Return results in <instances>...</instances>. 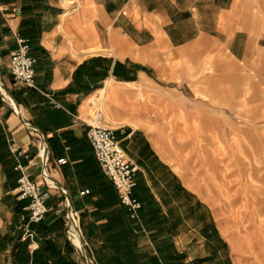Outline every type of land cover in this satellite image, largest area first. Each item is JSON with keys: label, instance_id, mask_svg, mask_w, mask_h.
<instances>
[{"label": "crops", "instance_id": "crops-1", "mask_svg": "<svg viewBox=\"0 0 264 264\" xmlns=\"http://www.w3.org/2000/svg\"><path fill=\"white\" fill-rule=\"evenodd\" d=\"M0 7L2 50L9 54L20 35L37 58L36 87L16 81L9 62L1 77L0 198L7 208L0 229L7 217L22 226L17 255L26 264L68 259L67 242L54 237L59 210L68 212L59 189H51L43 220L22 219L29 199L18 196L16 166L21 161L40 183L43 168L22 112L43 132L52 180L67 189L85 220L86 244L98 254L134 245L153 246L152 256H237L199 149L236 129L227 122L243 114V70L264 68V0H0ZM100 97L137 166L143 226L120 202L92 146L86 121ZM196 243L208 253L197 254ZM46 245L44 257L35 256Z\"/></svg>", "mask_w": 264, "mask_h": 264}, {"label": "rangeland", "instance_id": "rangeland-1", "mask_svg": "<svg viewBox=\"0 0 264 264\" xmlns=\"http://www.w3.org/2000/svg\"><path fill=\"white\" fill-rule=\"evenodd\" d=\"M5 41L1 36L0 74L3 80L10 56V53L2 50L1 45ZM256 79L258 84L254 83ZM242 80L243 114L227 122L235 125L236 129L226 133L224 142L219 141L211 146L207 144L209 147L199 149V154H204V159L208 160L204 166L206 172L217 181V186L214 184L218 191L216 195H219L216 214L232 242L230 250H235L237 256H152L155 250L153 246L138 250L134 245L112 246L116 253L107 255L98 254L95 246L86 244L91 254V264H264V68L243 70ZM226 103L231 106L229 101ZM198 155L196 153V161L199 160ZM6 208L4 200L0 198V210ZM75 211L85 240V220L78 210ZM59 212L61 215L53 222L57 223L54 237L67 242L65 256L68 259L63 264H89L84 251L78 249L69 237L65 207ZM5 219L4 227L0 229V264H26L23 256L17 255L14 250L18 242H22V226L15 224L14 219L11 222L10 218ZM51 246L52 242L49 244L50 253L53 251ZM49 247L35 248V256L43 258ZM195 248L197 254L209 251L202 243H196ZM102 252H105V248ZM72 260L74 263H71Z\"/></svg>", "mask_w": 264, "mask_h": 264}, {"label": "built area", "instance_id": "built-area-1", "mask_svg": "<svg viewBox=\"0 0 264 264\" xmlns=\"http://www.w3.org/2000/svg\"><path fill=\"white\" fill-rule=\"evenodd\" d=\"M16 41L18 44L17 47L10 51L9 70L16 81L36 87L35 66L37 58L30 53V44L26 38L17 35ZM53 101L57 104L55 100ZM86 122L89 126V137L95 154L105 173L117 188L120 201L126 206L130 217L143 226L140 215V209L142 208L143 203L134 194L137 185L135 177L137 166L127 157L126 151L118 137L116 128L110 124L106 117L103 97L95 100V109ZM27 127L38 139V153L41 154L43 150V154L41 155L43 162L41 175L44 181L42 183L35 181L29 174H27L21 161H19L16 166L17 169L22 170V173L18 178V196L20 198L29 199L28 205L24 208L28 211V214H23L22 219L31 223L39 222L45 218L49 210L47 201L52 196V188L60 190L67 205L68 198L66 194L68 191L65 188H60L58 185L52 186L50 182V180H52L50 179L51 174L47 168L49 157L46 152L47 143L44 134H41L33 127ZM21 153L22 152H19V155ZM58 161L59 163H65L67 159L62 157ZM89 192L90 189L81 191L82 194ZM73 215L74 218H78V213L75 209H73ZM67 218L69 223V220H72L69 211L67 212Z\"/></svg>", "mask_w": 264, "mask_h": 264}, {"label": "water", "instance_id": "water-1", "mask_svg": "<svg viewBox=\"0 0 264 264\" xmlns=\"http://www.w3.org/2000/svg\"><path fill=\"white\" fill-rule=\"evenodd\" d=\"M0 82H1V84L4 86V83H3V81H2V79H1V75H0ZM1 89V88H0ZM14 100L16 101V104L18 105V102H17V100L14 98ZM16 111L18 112V110L16 109ZM19 113V115H20V117H21V119L24 121V123L27 125V126H30V127H33V128H35V129H37L38 130V132H40L41 134H43V132H41L38 128H37V126H35L34 124H32L31 122H29L27 119H25V117L23 116V113L21 112H18ZM51 178H53L52 176H50ZM54 179V178H53ZM58 185V184H57ZM59 186V185H58ZM60 188H63L62 186H59ZM66 196H67V198H68V211H69V213H70V215H71V219H75L74 218V215H73V209H74V207H73V205H72V203H71V200H70V197H69V195H68V193L66 194ZM78 229L81 231V229H80V227H78ZM82 233V232H81ZM81 241H82V250L84 251V254H85V256H86V259H87V261H88V263L89 264H91V254H90V251L88 250V248H87V246H86V242H85V240H84V236L83 235H81Z\"/></svg>", "mask_w": 264, "mask_h": 264}, {"label": "bare ground", "instance_id": "bare-ground-1", "mask_svg": "<svg viewBox=\"0 0 264 264\" xmlns=\"http://www.w3.org/2000/svg\"><path fill=\"white\" fill-rule=\"evenodd\" d=\"M3 87L4 86L0 82V88L2 89ZM103 91L105 93L106 89H103ZM42 152H43V150H42ZM42 152H41V155L43 154ZM50 179H52V178H50ZM50 182H51L52 186H57L56 182H54L53 180H50ZM78 227H80L79 226V220L77 217H75V219H72L69 221L68 227H67V232L69 234L71 241L75 244V246L78 249L82 250L81 231L78 229Z\"/></svg>", "mask_w": 264, "mask_h": 264}]
</instances>
